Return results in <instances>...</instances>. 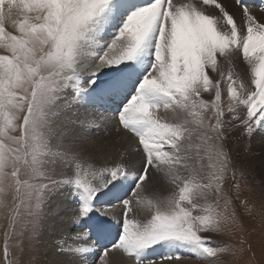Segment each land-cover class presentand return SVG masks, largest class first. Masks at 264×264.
Instances as JSON below:
<instances>
[{"label":"snow or ice","instance_id":"obj_1","mask_svg":"<svg viewBox=\"0 0 264 264\" xmlns=\"http://www.w3.org/2000/svg\"><path fill=\"white\" fill-rule=\"evenodd\" d=\"M255 2L0 0V264L45 232L55 264L220 261L233 133L264 163Z\"/></svg>","mask_w":264,"mask_h":264},{"label":"rangeland","instance_id":"obj_2","mask_svg":"<svg viewBox=\"0 0 264 264\" xmlns=\"http://www.w3.org/2000/svg\"><path fill=\"white\" fill-rule=\"evenodd\" d=\"M252 7L255 8L253 4ZM236 143L231 142L227 145L231 151L233 165L225 175L223 185V194L231 201L228 211L229 213L235 212V220L228 223L218 236L219 240L230 245V250L221 257L217 264H264V195L262 194L264 190L263 187L259 188L264 178L253 175L242 168V163L236 162V156L233 157L234 149L237 147ZM233 171L235 178H233ZM161 191L163 194L168 192L167 189H161ZM221 206H223V201H221ZM7 222L5 211L0 210V257L3 254V234ZM17 243L19 240L16 238L9 240L10 250L14 253V258L18 260L19 264H37L39 240L29 242L26 233L21 245L22 250L14 247ZM163 253L164 250L161 249L155 255ZM192 257L196 258L194 260L196 264H208L206 260L196 256Z\"/></svg>","mask_w":264,"mask_h":264},{"label":"bare ground","instance_id":"obj_3","mask_svg":"<svg viewBox=\"0 0 264 264\" xmlns=\"http://www.w3.org/2000/svg\"><path fill=\"white\" fill-rule=\"evenodd\" d=\"M252 4L254 6L255 3H250L249 6L253 9L254 13L260 15L261 12L258 11L256 7L253 8ZM231 142H235V143L237 142L236 143L237 147L234 149V153H233V157L236 156L237 158L236 162L242 163L241 166L242 168H245L246 171L253 173V175L255 174L257 177L264 178V163H262V153L260 151V137L257 136L253 139V141L251 142L252 144L251 149L248 148L247 139L240 137L238 132L233 133V135L230 137L228 143ZM122 143L123 141H121L120 143H114V145H110L109 148L111 150L114 149V147H120ZM159 187L162 190L167 189L169 191L167 186H159ZM261 187H263L264 190V181L260 183L259 188ZM262 194L264 195V191H262ZM137 216L139 218H143V213L138 211ZM54 241H55V235L49 232H45L44 235L39 239V244H37L39 246V252L36 257L37 264H55L56 261L62 258L57 254ZM179 256L180 259L179 260L174 259L173 264H196L194 261L196 258L192 257L187 250H180ZM118 259L119 257L116 254H113L112 260L116 262Z\"/></svg>","mask_w":264,"mask_h":264}]
</instances>
